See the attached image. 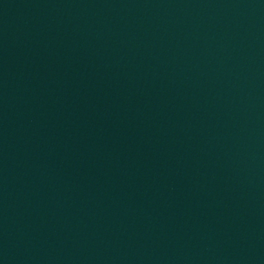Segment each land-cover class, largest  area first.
<instances>
[{
	"label": "water",
	"instance_id": "1",
	"mask_svg": "<svg viewBox=\"0 0 264 264\" xmlns=\"http://www.w3.org/2000/svg\"><path fill=\"white\" fill-rule=\"evenodd\" d=\"M0 264H188L24 0H0Z\"/></svg>",
	"mask_w": 264,
	"mask_h": 264
}]
</instances>
